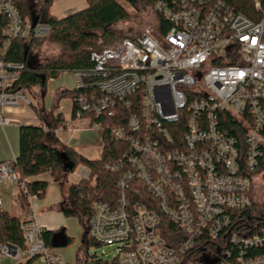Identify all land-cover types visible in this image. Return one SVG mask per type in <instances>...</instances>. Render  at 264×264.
<instances>
[{
  "label": "built area",
  "instance_id": "2783aa9c",
  "mask_svg": "<svg viewBox=\"0 0 264 264\" xmlns=\"http://www.w3.org/2000/svg\"><path fill=\"white\" fill-rule=\"evenodd\" d=\"M149 1L169 25L166 34L158 23L92 51L93 67L72 72L74 116L36 126L57 139L88 130L99 133L101 146V133L118 144L119 155L104 165L116 176V198L96 201L87 225L97 245L117 246L111 264H264V216L249 213L255 182L264 179V0H251L250 15L223 0ZM0 21L6 127L18 122L11 110L32 107L13 88L24 66L3 60L7 47L45 38L51 27L26 20L17 0H0ZM16 163L0 161V187L27 194L24 245L0 241V264H62L46 245L32 206L37 196ZM85 170L79 181L90 178ZM163 218L184 236L176 245L161 235Z\"/></svg>",
  "mask_w": 264,
  "mask_h": 264
},
{
  "label": "trees",
  "instance_id": "16d2710c",
  "mask_svg": "<svg viewBox=\"0 0 264 264\" xmlns=\"http://www.w3.org/2000/svg\"><path fill=\"white\" fill-rule=\"evenodd\" d=\"M146 1L149 0H127L134 7L140 3L146 5ZM223 1L232 5L236 11L250 15L251 0ZM52 2L53 0H17L18 8L26 20H29L32 24L36 22V24L49 25L51 33L39 40L15 39L7 47L3 60L7 63L24 66L20 71L18 81L13 86L15 90H23L27 93L34 88L44 89L47 80L56 78L61 72L72 73L80 69H91L93 67L90 57L92 51L110 47L117 39L115 34L110 32V27L129 18V13L116 0H87L86 9L64 18H56L50 14L49 8ZM36 3L39 6L37 10L34 9ZM157 19L161 34L165 35L169 25L158 16ZM5 26L6 23L0 21V48L3 47L5 41L3 37ZM47 40L63 47L64 53L62 56L45 66L28 64L30 50L37 47L42 41ZM43 78H45L44 82ZM76 93L78 92L75 90L70 92L63 90L58 98L60 99L68 94L72 100ZM35 109L42 119L45 112ZM75 110L76 106L73 105L71 117L74 116ZM64 122L61 113L53 117L55 126L62 125ZM101 138V158L91 160L82 156L74 148L61 143L53 132L46 133L41 127L34 125H21L19 127V153L14 169L20 180L27 182L30 193L36 195L37 199L45 195L49 183L43 180H34V178L48 174L54 183L60 184L63 193L66 178L75 171L77 165L80 164L84 169L91 172L88 180H80L69 187L73 202L87 218L85 223L86 236L93 204L99 200H115L117 194L116 176L106 172L104 165L119 155V146L106 133H101ZM59 145L63 147L62 150L59 149ZM58 151L66 152L73 163L74 167L70 172L64 170L63 163L57 157ZM18 195L21 207L25 210L28 205L27 194L18 191ZM259 206L255 200L249 210L255 220L264 216V207L259 208ZM61 211L67 216L77 215L75 211L68 207V200L65 197H63ZM22 223L23 217H16L6 211H0V241L24 245L21 234ZM160 228L161 235L171 245H176L184 238L178 227L166 218L162 219ZM53 233L45 231V241L49 248H51L50 240Z\"/></svg>",
  "mask_w": 264,
  "mask_h": 264
},
{
  "label": "rangeland",
  "instance_id": "374dc122",
  "mask_svg": "<svg viewBox=\"0 0 264 264\" xmlns=\"http://www.w3.org/2000/svg\"><path fill=\"white\" fill-rule=\"evenodd\" d=\"M118 1L129 13V18L125 21L114 24L110 27L118 41L125 37H134L142 32L156 31L158 29V19L153 11L149 1L146 5L138 4L136 7L131 6L126 0ZM145 3V2H144ZM87 0H53L49 12L56 18L68 16L70 10H83L87 7ZM34 9L39 6L34 4ZM64 53L63 47L56 45L50 41H42L33 48L29 55L39 58L41 65L45 66L55 59H58ZM76 88V77L71 72H61L56 78L47 80L45 88H34L31 92H27V96L32 100V106L38 101L43 102L45 106V114L53 111L61 112L69 120L71 117V98L68 94L60 99L59 93L62 90L73 91ZM44 97L42 98V94ZM85 125V123H83ZM61 143L77 149L85 158L91 160H99L101 158L102 146L100 136L97 131H84L76 134L71 140L70 134L62 133L59 135ZM60 150L63 147L58 146ZM14 151L18 155L17 146L14 145ZM11 158V156H10ZM86 172L82 165H77L75 171L70 173L66 178V184L62 193L59 183H54L48 174L34 178V180H43L49 183L45 195L33 202V210L38 224L48 232H56L61 229L66 230V234L70 239L69 244L64 248L53 249L56 254L62 258V264H111L118 255L116 245H97L88 235L86 236L85 223L87 221L83 211L73 202L69 187L79 182V172ZM4 207L3 210L16 217L25 216V212L21 207L18 190L16 187L8 188L7 184L0 187ZM254 199L264 207V179H257L254 186ZM63 197L68 200V207L75 211L77 215H65L61 211ZM87 241V243H86Z\"/></svg>",
  "mask_w": 264,
  "mask_h": 264
},
{
  "label": "crops",
  "instance_id": "0c3cea01",
  "mask_svg": "<svg viewBox=\"0 0 264 264\" xmlns=\"http://www.w3.org/2000/svg\"><path fill=\"white\" fill-rule=\"evenodd\" d=\"M76 12H79V11L70 10L68 16L72 15ZM65 17H67V16H65ZM32 50H33V48L30 50V53ZM28 64H30L32 66H37V65H41V62H40L39 58L32 55L30 57V59L28 58ZM62 91H60V93ZM60 93H59V96H60ZM43 97H44V94H42V98ZM34 107L39 109V110H43L45 112V110H44L45 106H44L43 102L38 101V103L35 106H32L30 109L18 108V109L11 110V112L9 113L10 117L13 119L14 122L15 121H18V122H16V124L13 123V124L6 126V127L0 126V161H9V160H12L14 158L17 159L18 155H16L13 147L15 145V147L17 146V151L19 150V127L21 125H34V126H36L37 124H40V125H47V126L51 127L54 125L53 124V117H55L58 113H61V112H56L54 114L53 111H49V112H47V113H49V115L45 114V115H43V118L41 119L38 116L37 111ZM72 110H73V104H71V115H72ZM61 114L63 115V113H61ZM63 118L65 121H67L66 120L67 118L64 115H63ZM77 125L80 127H83V123H81V122L77 123ZM79 133H81V132H79ZM71 147H72V145H71ZM72 148L77 150L75 147H72ZM10 156H11V158H10Z\"/></svg>",
  "mask_w": 264,
  "mask_h": 264
},
{
  "label": "water",
  "instance_id": "95a60500",
  "mask_svg": "<svg viewBox=\"0 0 264 264\" xmlns=\"http://www.w3.org/2000/svg\"><path fill=\"white\" fill-rule=\"evenodd\" d=\"M35 24H36V22L33 23V25H35ZM44 81H45V78H43V82ZM57 157H58L59 161L63 163L64 170L66 172H70L73 169L74 165L70 161V158L68 157L66 152L58 151ZM68 244H69V237L67 236L65 229H61V230L56 231L52 234L51 240H50V245L53 249L64 248Z\"/></svg>",
  "mask_w": 264,
  "mask_h": 264
}]
</instances>
